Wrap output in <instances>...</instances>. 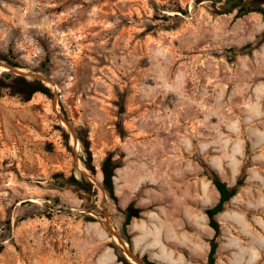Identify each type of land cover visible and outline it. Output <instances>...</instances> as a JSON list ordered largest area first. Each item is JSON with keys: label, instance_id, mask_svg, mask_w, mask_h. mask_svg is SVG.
I'll return each mask as SVG.
<instances>
[{"label": "rangeland", "instance_id": "374dc122", "mask_svg": "<svg viewBox=\"0 0 264 264\" xmlns=\"http://www.w3.org/2000/svg\"><path fill=\"white\" fill-rule=\"evenodd\" d=\"M219 5L0 0V73L36 74L52 91L0 97V264H152L130 244V204L131 220L149 213L163 233L184 219L207 264L210 170L228 187L244 175L215 217L214 263L264 264V42L230 52L256 43L264 21ZM59 174L82 184L54 188Z\"/></svg>", "mask_w": 264, "mask_h": 264}, {"label": "trees", "instance_id": "16d2710c", "mask_svg": "<svg viewBox=\"0 0 264 264\" xmlns=\"http://www.w3.org/2000/svg\"><path fill=\"white\" fill-rule=\"evenodd\" d=\"M201 0H197L200 2ZM213 4L219 3V13H231L234 10L236 11V16L241 17L246 14L255 12L262 15L264 21V0H210ZM179 12H182L181 9H178ZM262 42H264V30L261 34L257 36L256 43H248L240 48H231L230 52L233 55L236 54H249L253 49L257 48ZM6 61L9 64V61L6 59H1ZM36 71L46 75L45 63L42 64L39 69ZM4 90L9 92L12 96L18 97L21 101H28L35 93H40L47 97L52 95L51 89L46 86L41 81L34 78H27L23 75H15L10 72H1L0 73V97L2 96ZM121 111L123 112V107L121 106ZM119 135L122 136V131L118 129ZM119 165L116 161L112 160L111 155H107L101 162V171L103 173V187L108 191V194L111 199H114V190L112 186V177L113 172ZM211 183L215 186L216 190L219 193L218 202L211 208L205 209V213L209 218V226L215 231L214 237L210 241V250L207 256V264H215V252L217 248L216 238L220 235V229L215 217L223 212L229 203V200L238 193L240 186L243 183L244 175L241 176L234 187H228L225 182H222L219 175L216 171L210 170L209 174L206 175ZM82 179L85 180L84 177ZM82 184V180H79L73 175L65 176L59 174L55 177L54 188H61L63 186L67 187H76ZM88 211L92 210L86 208ZM126 217L124 225H128L132 217H139L140 211L135 209L132 204L127 206ZM3 247L0 245V253ZM118 261L121 264H131L127 261L124 256H119ZM149 264V263H147Z\"/></svg>", "mask_w": 264, "mask_h": 264}, {"label": "crops", "instance_id": "0c3cea01", "mask_svg": "<svg viewBox=\"0 0 264 264\" xmlns=\"http://www.w3.org/2000/svg\"><path fill=\"white\" fill-rule=\"evenodd\" d=\"M141 215L127 226L130 244L135 252L152 264H197V234L185 228L184 219L177 218L178 221L167 225L163 233L150 225L151 221H155L152 215L146 212ZM196 230L194 228L193 231Z\"/></svg>", "mask_w": 264, "mask_h": 264}, {"label": "water", "instance_id": "95a60500", "mask_svg": "<svg viewBox=\"0 0 264 264\" xmlns=\"http://www.w3.org/2000/svg\"><path fill=\"white\" fill-rule=\"evenodd\" d=\"M5 67H6V66H5ZM6 68H7V71H12V72L16 73L17 75H20V74H18L19 71H17V70H15V69H11L10 67H6ZM27 75H28V74H27ZM29 76H31L32 78L40 79L42 82L45 81L43 78L39 77V76L36 75V74H30ZM131 257H132V256H131ZM132 259H133V261H135V263L140 264V263L138 262L137 259H135V258H133V257H132Z\"/></svg>", "mask_w": 264, "mask_h": 264}, {"label": "bare ground", "instance_id": "6f19581e", "mask_svg": "<svg viewBox=\"0 0 264 264\" xmlns=\"http://www.w3.org/2000/svg\"><path fill=\"white\" fill-rule=\"evenodd\" d=\"M1 68V67H0ZM25 71V70H24ZM115 240H116V242L118 241V239L117 238H115ZM125 247V246H124Z\"/></svg>", "mask_w": 264, "mask_h": 264}]
</instances>
